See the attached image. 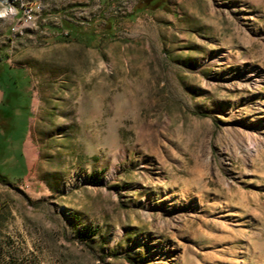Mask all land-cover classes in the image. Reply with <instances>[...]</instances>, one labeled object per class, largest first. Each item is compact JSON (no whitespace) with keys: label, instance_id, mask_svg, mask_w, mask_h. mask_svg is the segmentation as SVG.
<instances>
[{"label":"rangeland","instance_id":"1","mask_svg":"<svg viewBox=\"0 0 264 264\" xmlns=\"http://www.w3.org/2000/svg\"><path fill=\"white\" fill-rule=\"evenodd\" d=\"M138 6L0 0V264H264V0Z\"/></svg>","mask_w":264,"mask_h":264},{"label":"trees","instance_id":"2","mask_svg":"<svg viewBox=\"0 0 264 264\" xmlns=\"http://www.w3.org/2000/svg\"><path fill=\"white\" fill-rule=\"evenodd\" d=\"M150 1V2H148ZM161 0H138L139 6L133 11V13L141 12L147 7V3H157ZM109 23H113L112 19L109 20ZM108 23V21H107ZM95 24V19H91L90 21L80 23L75 20L64 19L61 21L60 29L65 31L66 37L80 39V37H85L88 40H94L99 32L95 30L93 27ZM60 34L61 32L57 30Z\"/></svg>","mask_w":264,"mask_h":264},{"label":"built area","instance_id":"3","mask_svg":"<svg viewBox=\"0 0 264 264\" xmlns=\"http://www.w3.org/2000/svg\"><path fill=\"white\" fill-rule=\"evenodd\" d=\"M25 18L27 21H31L33 19V14L30 10L25 11Z\"/></svg>","mask_w":264,"mask_h":264},{"label":"bare ground","instance_id":"4","mask_svg":"<svg viewBox=\"0 0 264 264\" xmlns=\"http://www.w3.org/2000/svg\"><path fill=\"white\" fill-rule=\"evenodd\" d=\"M6 12H7V10H6V9H3L2 11H0V14L3 15V14H5Z\"/></svg>","mask_w":264,"mask_h":264}]
</instances>
